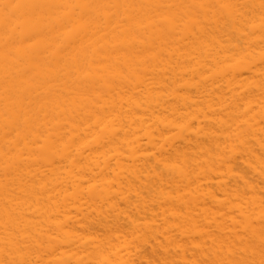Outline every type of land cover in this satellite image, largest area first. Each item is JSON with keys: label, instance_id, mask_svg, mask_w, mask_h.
Listing matches in <instances>:
<instances>
[{"label": "bare ground", "instance_id": "bare-ground-1", "mask_svg": "<svg viewBox=\"0 0 264 264\" xmlns=\"http://www.w3.org/2000/svg\"><path fill=\"white\" fill-rule=\"evenodd\" d=\"M0 264H264V0H0Z\"/></svg>", "mask_w": 264, "mask_h": 264}]
</instances>
